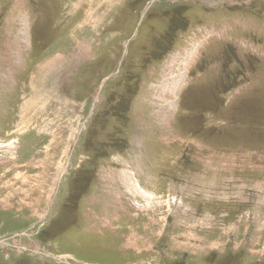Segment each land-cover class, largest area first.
<instances>
[{"label": "rangeland", "instance_id": "374dc122", "mask_svg": "<svg viewBox=\"0 0 264 264\" xmlns=\"http://www.w3.org/2000/svg\"><path fill=\"white\" fill-rule=\"evenodd\" d=\"M104 1L0 0V264H264V0Z\"/></svg>", "mask_w": 264, "mask_h": 264}, {"label": "bare ground", "instance_id": "6f19581e", "mask_svg": "<svg viewBox=\"0 0 264 264\" xmlns=\"http://www.w3.org/2000/svg\"><path fill=\"white\" fill-rule=\"evenodd\" d=\"M100 1V0H99ZM113 0H105L104 2L105 3H107L106 5H110L111 4V2H112ZM91 2V1H90ZM89 2V3H90ZM89 3H87V5H89ZM99 3V2H98ZM100 6V5H99ZM87 7V6H86ZM108 9V8H107ZM91 16H92V13H91V11H90V9H88V13L87 14H84V20L85 19H87L86 21H88V20H90V19H92L91 18ZM81 18H83V17H81ZM79 50V49H78ZM60 57H62V55H58L57 56V59L58 58H60ZM65 57V56H64ZM55 64V60L53 59V60H51L50 58L48 59L47 58V61L45 62V63H42L41 65L43 66L42 68L43 69H45V71H49V68H50V66L51 65H54ZM45 67V68H44ZM54 67V66H53ZM40 69H41V66H39V67H37V69H36V71H40ZM36 71H34V73H31V74H29V76H30V78H32L33 77V75H34V77H36L35 76V73H36ZM42 71V70H41ZM37 79V78H36ZM44 80V79H43ZM42 81V80H41ZM39 84V83H38ZM40 85V84H39ZM43 84H41L40 86H42ZM33 89H34V87H33ZM174 89V88H173ZM50 90H51V88H50ZM36 91V90H35ZM50 92V91H49ZM36 94V92H34L33 93V95H34V98H33V95H32V97L29 99V101H28V104H27V108L28 109H35V108H37L39 105H41V104H44V101L48 98V96H49V93H47V91H45L44 92V94H39L40 96H44L43 97V99L42 98H40L39 97V95H35ZM27 109V110H28ZM141 191V190H140ZM141 193L142 194H144V195H147L146 193H143V191H141ZM10 196V195H9ZM5 203V202H4Z\"/></svg>", "mask_w": 264, "mask_h": 264}]
</instances>
